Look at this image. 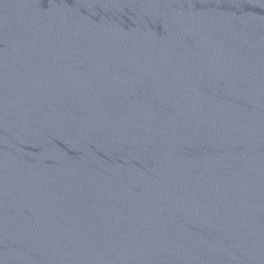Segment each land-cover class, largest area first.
Wrapping results in <instances>:
<instances>
[{"label": "water", "instance_id": "1", "mask_svg": "<svg viewBox=\"0 0 264 264\" xmlns=\"http://www.w3.org/2000/svg\"><path fill=\"white\" fill-rule=\"evenodd\" d=\"M0 264H264V0H0Z\"/></svg>", "mask_w": 264, "mask_h": 264}]
</instances>
